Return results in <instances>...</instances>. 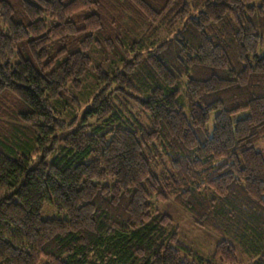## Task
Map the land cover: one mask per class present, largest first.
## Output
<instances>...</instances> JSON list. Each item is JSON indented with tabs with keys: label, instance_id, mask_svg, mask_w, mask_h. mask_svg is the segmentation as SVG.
Masks as SVG:
<instances>
[{
	"label": "trees",
	"instance_id": "obj_1",
	"mask_svg": "<svg viewBox=\"0 0 264 264\" xmlns=\"http://www.w3.org/2000/svg\"><path fill=\"white\" fill-rule=\"evenodd\" d=\"M263 140L264 0H0V264H264Z\"/></svg>",
	"mask_w": 264,
	"mask_h": 264
},
{
	"label": "rangeland",
	"instance_id": "obj_2",
	"mask_svg": "<svg viewBox=\"0 0 264 264\" xmlns=\"http://www.w3.org/2000/svg\"><path fill=\"white\" fill-rule=\"evenodd\" d=\"M241 114L234 115V119L240 117ZM214 121L211 118L208 129L211 130ZM256 149L262 151L264 155V140L256 145ZM162 211L170 214L174 221L179 225V235L180 239L188 244L198 256L202 258H210L216 243L220 240V237L213 233L212 231L203 228L193 222L189 215L178 207L173 202H167L160 205L159 207ZM52 208L46 205L44 208V216L52 215ZM238 256L243 259L242 253L238 251ZM195 258V257H194Z\"/></svg>",
	"mask_w": 264,
	"mask_h": 264
}]
</instances>
